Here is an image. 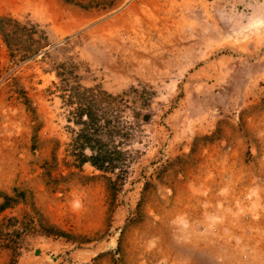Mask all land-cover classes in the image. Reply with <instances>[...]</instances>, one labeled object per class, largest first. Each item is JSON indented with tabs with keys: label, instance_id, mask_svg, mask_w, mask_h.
<instances>
[{
	"label": "rangeland",
	"instance_id": "1",
	"mask_svg": "<svg viewBox=\"0 0 264 264\" xmlns=\"http://www.w3.org/2000/svg\"><path fill=\"white\" fill-rule=\"evenodd\" d=\"M0 33V264H264V0H0Z\"/></svg>",
	"mask_w": 264,
	"mask_h": 264
},
{
	"label": "trees",
	"instance_id": "2",
	"mask_svg": "<svg viewBox=\"0 0 264 264\" xmlns=\"http://www.w3.org/2000/svg\"><path fill=\"white\" fill-rule=\"evenodd\" d=\"M0 34H2V33H0ZM35 51H37V49H34V50H32V52H35ZM80 114L81 115H89L88 113H86V112H80ZM79 157H83L81 160L82 161H85V160H89V162L93 165V166H98V167H100V166H102V164L103 163H101V159L102 158H100V157H107V155H100V154H97V155H95V156H92V155H83V154H80L79 155ZM87 157H88V159H87ZM93 158H95V159H93ZM100 163H99V162Z\"/></svg>",
	"mask_w": 264,
	"mask_h": 264
}]
</instances>
